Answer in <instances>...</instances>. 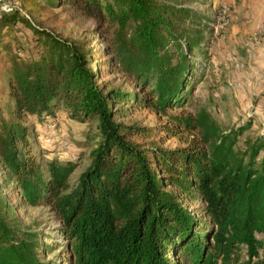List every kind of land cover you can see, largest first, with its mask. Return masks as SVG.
<instances>
[{"label": "trees", "instance_id": "obj_1", "mask_svg": "<svg viewBox=\"0 0 264 264\" xmlns=\"http://www.w3.org/2000/svg\"><path fill=\"white\" fill-rule=\"evenodd\" d=\"M8 1L10 9L0 6V164L20 206L55 211L66 249L63 259L49 258L57 244L21 226L0 193V264H212L214 253L230 257L241 244L250 258L235 264H264L253 261L262 246L255 231H264V133L240 143L248 124L224 130L205 109L166 110L184 106L196 81L194 50L204 36L182 23L194 22L189 0ZM62 4L94 17L106 44L97 50L32 16ZM117 71L135 85L115 84L108 75ZM145 107L170 123L121 120ZM61 108L99 136L75 184L77 160L45 158L31 141V121ZM184 131L189 144H161ZM183 197L206 203L213 244Z\"/></svg>", "mask_w": 264, "mask_h": 264}, {"label": "rangeland", "instance_id": "obj_2", "mask_svg": "<svg viewBox=\"0 0 264 264\" xmlns=\"http://www.w3.org/2000/svg\"><path fill=\"white\" fill-rule=\"evenodd\" d=\"M20 4V0H11ZM259 0H189L185 4L193 7L192 16L194 22L184 20L182 23L188 27L192 34L204 36L199 47L195 48V78L190 97L181 107H168V114L194 115L201 110H207L220 125L221 129L228 130L240 125H247L242 136L256 137L264 133V66H243L245 60V45L241 36L244 31L245 21L250 12L251 4L255 5ZM8 0L1 1L2 8L10 9ZM41 25L62 36L76 39H86L99 50L106 44L98 31V21L85 13L82 9L71 4H62L56 7L45 6L32 13ZM264 29V22L261 24ZM252 29V28H251ZM198 30V31H197ZM252 34V33H251ZM207 48L209 57L202 55ZM99 55L102 54L98 51ZM247 59V58H246ZM100 59L93 61L92 66H99ZM113 78L115 84L134 86L127 76L121 71L108 75ZM167 113L155 110L151 107L139 108L133 111L130 117L121 118L125 122L140 120L143 124L159 126L170 123ZM56 123V132L51 141H46L48 123ZM35 134L31 137L34 150L43 154L45 158L56 157L60 160H77L78 166L70 176V181L75 184L81 172L91 161V151L96 146L99 136L97 127L89 128L88 122L78 120L70 115L66 109H59L51 117H43L31 121ZM158 130V134L167 136L164 130ZM156 135L159 138V135ZM159 136V137H158ZM193 134L184 131L170 136L165 140L159 139L161 144L170 147L185 146ZM262 158V153L258 160ZM8 172L0 164V193L7 198L10 205V213L18 217L21 226L39 228L43 234V240L50 244H57L48 254L49 258L63 259V251L66 238L60 230L61 221L54 210L45 204L20 206L17 200L20 198L15 192L12 183L9 182ZM183 202L198 218L201 219L202 232L213 244L210 237V228L213 226L209 216L204 211L206 203L200 199H187ZM255 236L260 238L262 246L259 247L258 256L253 261L264 259V231H255ZM211 251L215 249L211 248ZM213 255L212 264H235L244 262L250 258L248 248L241 244L225 257L223 253Z\"/></svg>", "mask_w": 264, "mask_h": 264}, {"label": "crops", "instance_id": "obj_3", "mask_svg": "<svg viewBox=\"0 0 264 264\" xmlns=\"http://www.w3.org/2000/svg\"><path fill=\"white\" fill-rule=\"evenodd\" d=\"M251 7L252 15L246 14L243 21L246 24L241 33L245 45V50L241 49V53L246 54L245 60L248 61L243 66H264V29L261 28L264 22V0H259L255 5L251 4Z\"/></svg>", "mask_w": 264, "mask_h": 264}, {"label": "built area", "instance_id": "obj_4", "mask_svg": "<svg viewBox=\"0 0 264 264\" xmlns=\"http://www.w3.org/2000/svg\"><path fill=\"white\" fill-rule=\"evenodd\" d=\"M47 127L49 129H48L47 136L45 137V139L48 142V141H51L54 137V134L56 132V123L53 121L49 122Z\"/></svg>", "mask_w": 264, "mask_h": 264}]
</instances>
